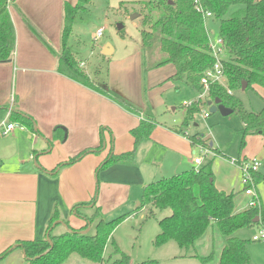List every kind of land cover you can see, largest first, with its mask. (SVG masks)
I'll return each instance as SVG.
<instances>
[{"label": "crops", "instance_id": "1", "mask_svg": "<svg viewBox=\"0 0 264 264\" xmlns=\"http://www.w3.org/2000/svg\"><path fill=\"white\" fill-rule=\"evenodd\" d=\"M76 3L77 0H11L8 5L15 46L11 60L0 63V126L11 122V115L18 113L30 117L33 127L15 128L6 135L0 129V255L10 250L0 259V264H27L18 245L46 238L54 210L58 211L59 220L53 230L61 226L63 233L85 228L83 217L92 216L96 209L102 216L129 215L125 220L128 221L138 214L135 209L147 185L199 169L194 167V149L184 135L183 126L175 125L174 120L165 116L162 120L159 117L165 113V92L175 86L166 82L174 74V68L165 65L169 67L168 74L161 71L165 66L145 73L140 40L135 51L129 49L122 57L115 58L116 50L109 44L103 43L99 49L100 57L110 66L107 91L129 104L134 112L59 71L64 10L66 5ZM92 4L93 1L87 7ZM76 28L73 24L68 48L78 67L91 79L96 65L88 66L77 58V48L73 50ZM106 50L109 54L104 55ZM251 90L261 102L259 107L264 106V88L254 86ZM149 120L155 121V128L150 138L135 149L131 165L111 164L98 170L105 160L133 151L134 139L130 132L141 121ZM253 136L261 138L262 148L253 157L258 160L264 157V136ZM203 140L208 138L204 136ZM99 147H102L100 152L86 154L74 164L53 172L57 165L82 151ZM209 163L212 170L213 160ZM239 173L241 176L240 170ZM213 177L218 191L235 194L236 198L237 182L230 179L227 185L218 184L214 173ZM261 186L264 183L257 185L260 190ZM92 201L94 205H89ZM247 201V195L238 199L242 206ZM260 202L263 212L261 199ZM81 204L87 206L78 209L81 215L78 216L73 209ZM257 228L263 230L262 225ZM92 230L89 225L84 232L94 234ZM247 251L251 264H264V256L250 252L249 245ZM179 257L186 258V255Z\"/></svg>", "mask_w": 264, "mask_h": 264}, {"label": "trees", "instance_id": "2", "mask_svg": "<svg viewBox=\"0 0 264 264\" xmlns=\"http://www.w3.org/2000/svg\"><path fill=\"white\" fill-rule=\"evenodd\" d=\"M11 0H0V63L11 60L15 46V32L9 15L8 5ZM195 0H149L140 5L143 12L140 27V52L143 56L144 72L151 68L171 65L174 74L166 82L183 83L198 94L203 92L200 81L205 73L212 69L215 60L211 55L204 18L195 9ZM92 0H77L75 6H65L64 29L62 35V52L58 57L59 71L71 80L111 98L125 110L134 112L130 105L116 94L98 85L78 67L74 55L68 48L73 24L80 12H84ZM204 13H210L217 22V35L224 43L225 54L222 61L226 79L225 87L210 85L204 101H196L185 107L182 126H188L201 106L219 100L233 111L243 124L244 137L248 135L264 136V106L258 112L248 111L234 95L241 89L242 82L247 83V90L254 86L264 88V0H197ZM231 7H240L232 17L225 15ZM122 34V30H119ZM123 36V34H122ZM161 54L153 67L148 66L146 57ZM151 67V68H150ZM230 92V93H228ZM11 122L32 129L30 117L13 113ZM155 121H141L130 133L134 139L133 151L105 160L98 170L111 164L131 165L137 146L150 138L155 128ZM192 146L208 148L204 135L184 134ZM102 147L85 150L65 163L56 166L53 172L74 164L84 155L98 153ZM253 184L264 183V174L260 171L252 174ZM89 205H94V201ZM86 207L81 204L74 207ZM147 212L148 218H154L157 212L169 211L170 215L158 220L159 233L155 238L156 247L174 242L179 248H194L209 229L216 227L224 238L218 264H251L247 246L251 240L235 238L236 232L262 225L264 230V211L261 208H248L237 211L235 194H224L214 186L211 163L197 169L185 171L176 176L161 179L147 185L141 196L136 213ZM129 215H123L105 222L101 212L96 209L90 217H83L86 226L80 230L69 229L61 235H53V225L58 222V211L54 210L46 229V238L40 241H23L18 247L23 251L27 264H66L69 258L77 255L91 264H130V257L119 250L112 239L115 229ZM259 217L260 222L253 223ZM95 224L94 234L85 233L86 228ZM52 243V247H50ZM108 244L112 252L107 258L104 251ZM10 250L0 255L3 258ZM203 263L213 258L192 255ZM142 264H156L147 261Z\"/></svg>", "mask_w": 264, "mask_h": 264}, {"label": "rangeland", "instance_id": "3", "mask_svg": "<svg viewBox=\"0 0 264 264\" xmlns=\"http://www.w3.org/2000/svg\"><path fill=\"white\" fill-rule=\"evenodd\" d=\"M92 1L93 4L87 7L84 12H80L75 20L74 24L77 28L74 32L75 36L73 37L75 39L73 50L77 48V58L85 61L88 66L96 65L91 80L95 81L98 85L103 84L106 89H109L110 66L109 63L106 60L104 61L99 55L101 44L106 43L112 48H115V58L119 56L122 57L129 49L135 51L140 40L141 18L143 14L140 5L149 0ZM238 9H240V7H231L225 15V18L228 19L232 17L233 13ZM134 14H139L140 17L131 21L130 17ZM120 25L122 26L123 36L118 31ZM205 27L206 30L209 31L212 39L217 37L218 25L214 17L205 20ZM99 29H102V36L98 41H94L93 36ZM161 58V54H155L154 57H146L148 66L153 67V64ZM130 68H132V66ZM167 69H169V67H163L161 70L162 73L166 72V74H168ZM151 70L152 68L149 71ZM81 71L83 72V69ZM145 75L147 76V74ZM131 81L133 80L131 79ZM163 88L166 89V86ZM234 95L242 102L243 106L248 111L253 110V112H258L263 107H259L261 102L250 89L245 92H241L240 90ZM163 98L166 99L165 113H160L163 114L159 115L160 120L168 118L170 121L174 120L175 125L180 126L184 120L185 107L183 103H193L198 98V93L183 83H177L170 90L165 92ZM173 108L176 111L173 112ZM204 113H207L208 117L205 118ZM162 116H165V118ZM183 128L185 130L184 134L190 133L193 135V133L198 132V134H202L205 138H208V146L212 143V146L208 147L209 153L207 155L201 153L200 146H192V149H194L193 157L194 159H201V167L213 160L212 172L218 184L227 185L226 183L230 179L237 182V185L234 187V192L238 193L235 198L236 210L243 211L248 209L250 207V202L255 197L258 198L259 204V206L256 207L260 209V199L264 205V186H261L262 190H260L257 185L253 186L252 196H248L246 205L242 206L241 203L238 202V199L241 200L246 198L244 185L242 183L243 172L241 170V164L245 163V158L253 159V157L258 156L255 153L262 148L261 138L253 135L244 137L242 122L236 114H231L227 117L221 116L218 112L211 114L207 104L202 105L201 111L194 115L193 120L189 122L188 126ZM215 151H218L219 154L221 153L222 157H220V155L216 156L217 154ZM258 160L261 161L260 171L262 172L264 171V157H259ZM234 162H238V164ZM194 167L201 168L200 165H194ZM238 169L241 172V176ZM229 186H232V184ZM137 205L138 203L135 207ZM169 215V211H163L157 212L154 218H148L147 212L144 211L134 215L132 219L123 222L115 229L112 234V239L119 250L130 257V264H142L147 261H155L156 264H215L216 258L224 243V238L218 233L215 226L209 229L208 233L194 248L182 249L174 242H170V244L165 247L155 246L154 241L159 233L158 220ZM119 216L121 215H103L102 218L105 222H108ZM91 225L93 229L91 233H94L95 224ZM260 230L261 229L257 227L242 229L239 230L234 237L251 240L252 236L258 234ZM63 232V228L58 226L53 230V235H60ZM207 246L210 248L208 249ZM211 249L213 251V258L207 259L204 263L197 258L190 257L192 255H197L207 258L209 255H212ZM249 250L250 252L258 253V257H263L264 241L250 242ZM111 252L112 246L108 244L104 251V257L107 258ZM182 254L186 255V258L179 257ZM66 264L91 263L82 260L77 255H73Z\"/></svg>", "mask_w": 264, "mask_h": 264}, {"label": "built area", "instance_id": "4", "mask_svg": "<svg viewBox=\"0 0 264 264\" xmlns=\"http://www.w3.org/2000/svg\"><path fill=\"white\" fill-rule=\"evenodd\" d=\"M194 4H195L196 11L202 14L204 18V22L207 18L213 17L210 13L203 12L201 6L197 3V0L194 1ZM101 36H102V29H99L94 35V40L100 39ZM207 36H208L209 49H210L212 57L215 60V63L212 69L208 70L200 81L204 89L203 92L201 94H198V98L193 103H184L183 104L184 107H189L192 104H194L196 101H204L210 85L218 84L223 87H225L226 85V79L223 73V66H222V61L224 59V54H225L224 53L225 52L224 43L222 39L218 37V35L216 38L212 39L208 30H207ZM10 114H11V111H9V114L7 117L8 120H9ZM204 117L205 118L208 117V114L204 113ZM15 128L22 129L24 127L17 123L10 122V121L0 126V129H2L1 132L3 135L8 134ZM200 151L202 154L207 155L209 153V148L200 147ZM193 162L196 166H199L201 164V159L195 158ZM260 168H261V162L257 159L246 160L244 164H241V170L243 172L242 183L244 185L245 195L252 196V188H254L252 174L259 172ZM256 206H259L257 197H255L250 202L249 208H254ZM252 241L253 242L264 241V230H261L257 235L253 236Z\"/></svg>", "mask_w": 264, "mask_h": 264}, {"label": "water", "instance_id": "5", "mask_svg": "<svg viewBox=\"0 0 264 264\" xmlns=\"http://www.w3.org/2000/svg\"><path fill=\"white\" fill-rule=\"evenodd\" d=\"M140 17V15L139 14H134V15H131V17H130V20L131 21H133V20H135V19H137V18H139ZM119 30H122V26L120 25L119 27H118V31ZM108 46V51H109V49H110V46L109 45H107ZM107 54H109L108 52H107V50L104 52V55H107ZM246 88H247V83L246 82H242V84H241V91L243 92V91H245L246 90ZM207 106L209 107V112L211 113V114H213V113H219L221 116H223V117H227V116H230L231 114H233V111L232 110H230V109H228V108H226V107H224L221 103H220V101L219 100H215L214 102H208L207 103ZM138 206V205H137ZM260 222V219H259V217H256L254 220H253V223L254 224H257V223H259ZM50 247H52V243H50Z\"/></svg>", "mask_w": 264, "mask_h": 264}]
</instances>
